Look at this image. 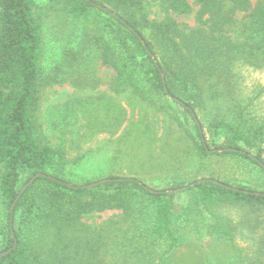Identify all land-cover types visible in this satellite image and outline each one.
<instances>
[{
	"label": "trees",
	"instance_id": "16d2710c",
	"mask_svg": "<svg viewBox=\"0 0 264 264\" xmlns=\"http://www.w3.org/2000/svg\"><path fill=\"white\" fill-rule=\"evenodd\" d=\"M50 1L59 2L72 20L102 17L99 23L104 25L100 28L108 37H96V43H100L101 63L113 70L115 92L130 87L135 94L148 98L143 88L147 84L148 91L155 95L169 99L170 94L193 110L194 116L171 99L183 113L184 122L195 131L189 136L194 150L192 161L195 157L205 165L179 184L151 189L170 190L210 178L239 190L204 182L178 193H153L137 178L76 188L38 177L14 207L12 226L17 245L0 258V264H176L173 256L193 230L199 241L207 237L214 246L223 241L230 247V259L218 254L211 264H264V241L254 235L261 221L247 217L248 210L236 221L223 212L231 207L263 209L264 181L243 185L208 169L214 157L228 154L248 160L264 178V167L246 154H253L264 165V113L254 109L255 100L264 94V84L253 83L245 92L237 68L264 70V0L254 5L250 0H194L199 6L197 25L189 31L171 17L191 13L192 5L187 0H156L165 17L154 21L147 19L141 7L143 0ZM97 5L128 22L142 36L157 63L131 30ZM226 5L246 14L238 42L221 34L229 22L223 15ZM43 57V30L34 0H0V252L13 246L11 204L33 175L43 173L75 186L89 183L67 179L64 152L41 142L36 135L35 115L44 85ZM64 57L72 66L80 53L66 49ZM194 117L209 149L232 150L206 151ZM171 118L181 125L177 115ZM106 210L122 212L126 222L123 230L130 243V249L120 257L115 252L122 250L121 243L111 247L112 262L107 251L101 254V247L112 238L100 235L94 239L93 231L82 223L85 216ZM237 237L245 245L236 243ZM199 247L195 246L196 251L201 250ZM201 253L206 255L203 250Z\"/></svg>",
	"mask_w": 264,
	"mask_h": 264
},
{
	"label": "rangeland",
	"instance_id": "374dc122",
	"mask_svg": "<svg viewBox=\"0 0 264 264\" xmlns=\"http://www.w3.org/2000/svg\"><path fill=\"white\" fill-rule=\"evenodd\" d=\"M187 1L192 5L191 13L171 14V17L189 31L197 25L199 6L194 0ZM250 1L254 5L257 0ZM34 3L44 38V85L35 115L36 135L41 142L64 152L66 178L82 184L110 176L129 177L156 189H166L191 178L196 168L205 163L195 157L196 161L191 159L194 150L189 136L195 135L192 125L184 122L183 113L176 109L170 97L155 95L148 91L147 84L143 88L148 98L135 94L130 87L119 92L112 89L113 70L101 63L100 43H96L99 36L104 40L108 37L100 28L104 25L99 23L102 17L95 15L85 21H76L62 11L59 2L34 0ZM141 7L149 21L165 17L156 0H143ZM223 15L229 22L223 26L221 34L238 42L242 39L240 27L246 14L232 11L231 6L226 5ZM144 33L150 34L147 29ZM66 49L80 53L72 66L64 57ZM237 68L246 85L245 92H249L248 87L253 83L264 84V70L246 66ZM255 103L254 109L263 114L264 94ZM172 114L180 118V126L171 118ZM209 168L243 185L259 179L264 181L254 165L239 156L214 157ZM245 211L250 219L261 221L254 235L264 241V208L231 207L223 210L234 221L242 218ZM82 223L93 231V238L100 235L112 238L109 242L105 240L107 244L101 247V254L107 251L110 262L113 253L109 252L113 251L111 247L115 243H121L122 250L115 252L118 257L130 249L123 230L126 222L120 210L87 215ZM193 231H189L184 246L174 254V263L202 264L206 261L211 264L218 254L226 260L231 258L226 242L214 246L207 237L199 241ZM236 243L243 246L246 242L237 237ZM197 245H201V250L196 251ZM202 250L206 255H202Z\"/></svg>",
	"mask_w": 264,
	"mask_h": 264
},
{
	"label": "water",
	"instance_id": "95a60500",
	"mask_svg": "<svg viewBox=\"0 0 264 264\" xmlns=\"http://www.w3.org/2000/svg\"><path fill=\"white\" fill-rule=\"evenodd\" d=\"M99 8L103 9L104 11L108 12L109 14L117 17L129 30H131L136 36L137 38L141 41L142 45L144 46V48L146 49V51L148 52L149 56L153 59V61L155 63H157L156 59H155V56L153 55V53L147 48L146 46V43L145 41L143 40L142 36L139 35L137 33V31L128 23L126 22L124 19H122L121 17H119L117 14H115V12L113 11H110L109 9H107L106 7H103V6H100V5H97ZM159 68V66H158ZM159 72H160V75H161V79H162V84H163V87H164V90L165 92H167V88H166V84H165V79H164V75H163V72L161 71V69H159ZM168 96L181 103L187 110H189V112L194 116V112L193 110L186 104H184L182 101H179L177 98L173 97L172 95L168 94ZM195 119V122L199 128V132L201 134L202 130L200 128V125L198 123V120L196 117H194ZM201 142L205 148L206 151L208 152H211V153H221V152H224L226 150H232V149H225V148H216V149H209L206 145V142H205V139L203 137V135L201 134ZM241 152H244V151H241ZM245 153V152H244ZM250 158H252L253 160H255L258 164H260L261 166L264 167L263 163L257 158L255 157L253 154L251 153H246ZM38 177H47V178H50L51 180H54V181H58V182H62V183H65L69 186H72V187H76V188H92V187H95L97 185H99L100 183H105V182H108V181H122V180H127V179H132V178H103V179H100V180H97V181H94V182H90L88 184H83L81 186H75L73 184H70V183H66V182H63L61 181L60 179H57L53 176H49V175H46V174H43V173H37L35 175H33L20 189V191L18 192V194L16 195L14 201L12 202L11 204V208H10V211H11V217H10V230H11V234L13 236V246L11 248H9L8 250H5L3 252H0V258L6 256L9 252H11L17 245V240L14 236V231H13V226H12V213H13V210H14V207L17 203V201L19 200V198L21 197V195L23 194V192L36 180V178ZM204 182H212V183H217V184H220L226 188H229V189H233V190H239L238 188L236 187H233V186H229V185H226V184H223L215 179H210V178H201V179H198V180H195L187 185H184V186H181L179 188H175V189H170V190H153L149 187H146L145 188L147 190H149L150 192H153V193H163V192H167V193H178V192H182L184 190H186L188 187H192V186H195L196 184H200V183H204ZM254 194H261V192H252Z\"/></svg>",
	"mask_w": 264,
	"mask_h": 264
}]
</instances>
